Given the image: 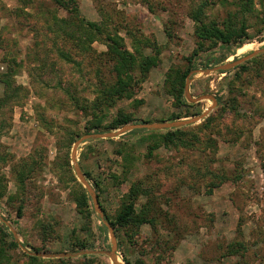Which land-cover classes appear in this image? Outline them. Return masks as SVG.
<instances>
[{"label": "rangeland", "instance_id": "rangeland-1", "mask_svg": "<svg viewBox=\"0 0 264 264\" xmlns=\"http://www.w3.org/2000/svg\"><path fill=\"white\" fill-rule=\"evenodd\" d=\"M1 1L7 6V10H0V28L7 25L8 32H5L4 47L0 48V71L7 69L6 62L3 63L2 61L5 59L8 47L13 45V56L19 61L23 60V65L19 67L16 79L19 84L26 87L24 96L15 99L14 108L12 110L5 108L0 117L3 132V135L0 136L1 152L5 151L4 153H7L8 156L6 163L0 161V178L7 188L6 196L0 199V220L9 227L8 230L14 234L19 243L18 247L9 250L11 261L8 264H27L29 259L25 253L35 254L37 252L32 249V246L37 247L44 244L40 235L42 232L41 223L48 221L54 224L56 232L50 233L51 241L46 242L45 250L38 252L64 253L110 250L112 244L109 228L107 227L108 231L106 232H102L100 229L103 224L102 216L96 209L88 188L80 181L75 165L78 164L83 173L85 169L92 172V177L86 176V179L95 191L97 202L105 216L102 207L113 214L120 205L121 197L128 190L131 182L145 177L146 174L154 172V170L158 171L165 181V188L171 185L173 179L175 180V174L169 167L176 162L175 157L180 158L181 154L177 153L176 150H169L162 146L155 151L154 158L152 157L151 160L146 158L147 142L142 141V136H146L150 131L165 130H148L145 128H137L114 138L88 140L77 148L75 158L73 151L76 141L70 149L69 147L59 148V141H64V144L70 141L65 131L66 128L77 130L78 123H75L76 120L80 122L82 127L83 117L68 105L60 106L64 95L56 83L67 71V79H73V82L82 92L86 85L80 81L79 76L75 75L73 71L71 72L70 65L62 62L56 74L45 73L42 78H39L34 71L32 73L28 68L27 53L33 45V33L30 31V26H27L28 21L23 15L18 16L14 12L15 8L20 6L19 1ZM78 1L82 15L87 19L99 21L101 20L99 10L102 7H115L124 13L130 24L134 21V23H138L139 20L142 25V32L165 46L161 54V62L152 68L136 95V98L143 100V103L139 108H136L133 106L132 100H127L122 101L119 107L134 111L136 118L140 119L138 123H149L143 122V119L173 121L168 120V118L173 113L180 112V109L174 105L173 98L166 93V75L171 66L184 65L186 63L185 57L190 56L197 48L194 22L188 15H185L187 13L185 5L182 4L176 8L177 12L180 13L179 24L174 28L177 40L170 42L164 31L165 21L170 14L158 4L155 5L156 11L152 13L143 0ZM152 1L154 2V0ZM163 1L166 2V0ZM231 1L212 0V5L207 9L208 17H224L228 9H235ZM255 1L258 4L259 0ZM257 6L259 7V5ZM26 10L32 14L35 13L31 8ZM59 13L60 15L65 14L64 10H59ZM249 33L250 37L241 46L219 45L213 50L200 53L196 57V69L187 78V80L190 78L188 92L191 100L187 99L186 95L185 98L190 103H197L194 109L200 110V113L180 119L191 118L213 108L209 112L210 114L219 105L224 104L228 96L227 80L234 75L235 71L232 72V70L236 66L229 70H215L208 74H206V70L224 62L242 58L257 49H261V51L256 55L264 53V33H257L254 27L249 29ZM120 35L125 37L124 39L130 46L129 35L124 30L120 32ZM247 44H251V46L241 51L242 47ZM94 46L98 50L106 49L101 42H95ZM10 59L6 58L8 64L14 65V61ZM248 78L249 81L245 82V92L240 96L239 119L231 113L225 114L223 119L226 124H234V120H236L237 126L243 129V136L236 143L220 140L219 160L214 165L215 168L224 166L227 170L232 171V174L237 172L236 170H241L238 173L241 172L242 179L236 183L225 182L215 188L212 193L206 192L205 188L201 190L200 187L190 189L186 185L182 186L179 197L175 199L180 200V203L176 204L177 201H174L172 211H177L175 213L180 217L179 226L184 232V237L180 239L174 249H168L162 241H156L158 240L157 234H154L150 228L144 227L138 239V251L147 264H229V260L215 259V256L218 255L215 244L234 239L237 236V227L242 217L244 218L242 225L244 236L249 240L252 229L258 226V221L264 218V69L258 74L252 72ZM37 79L40 82L34 81ZM48 79L52 82L50 83L51 86L45 81ZM85 93L86 91H84ZM87 93L89 97L93 96L88 91ZM3 94L4 84L0 82V96ZM211 96L217 99L216 106L214 100L210 98ZM200 97L203 99L194 100ZM89 143L94 145L95 153H89L87 159L82 161L81 153ZM123 146L125 151L129 150L139 159L134 162L128 179L120 184H115L111 175H120L123 169V157L115 150ZM190 157L193 158V156ZM34 158L41 159V164L34 170L35 173H32V179L27 180V191L25 193L20 192L19 188L21 189V187L18 185L14 168L21 160L30 161ZM96 181L105 187L103 193L96 190ZM75 183H80L87 189L91 197L90 202L95 209L92 223V229L96 233V239L92 244L94 247L84 250H70L69 246L72 230L75 229L80 238H85L90 233L81 229L87 220L78 213L77 205L70 193L76 189ZM15 193L20 194V197L24 199L26 211L21 218L16 217L14 209L21 200L8 201V197ZM211 213L214 220L208 221L206 217ZM194 218H196V222ZM166 235L169 238L172 237V233ZM84 255L86 254L55 258L39 257L44 259L74 258L75 261L80 259L83 261ZM87 255L96 256V259L92 261L93 264H113L112 259L105 253ZM118 256L119 260L124 262L120 250ZM81 263L89 264L88 262Z\"/></svg>", "mask_w": 264, "mask_h": 264}, {"label": "trees", "instance_id": "trees-1", "mask_svg": "<svg viewBox=\"0 0 264 264\" xmlns=\"http://www.w3.org/2000/svg\"><path fill=\"white\" fill-rule=\"evenodd\" d=\"M17 1L20 6L15 8L14 12L18 16L25 17L28 21L27 26H30V31L33 33V45L27 53L29 70L42 78L45 73H58V67L62 62L70 65L71 72L79 76L80 81L86 85L84 94L73 79H67V71L56 83L64 95L60 106L68 105L83 117L82 127L76 120L77 130L66 128L65 131L70 141L65 144L64 141H59V148L69 147L70 149L72 144L84 134L108 132L140 121L136 118L134 111L119 107V104L122 101L132 100L133 106L139 108L143 103V100L136 98V95L152 68L161 62V54L165 46L146 36L142 32L139 20L138 23L134 21L130 24L122 11L115 7H102L99 10L101 20L93 21L82 15L78 0ZM211 1L166 0L162 2V0H154L153 2L143 0L152 13L156 11V4L169 12L164 31L170 42L177 40L174 29L180 19L177 7L184 4L187 9L185 15H188L194 22L197 48L190 56L185 57L184 65L171 66L166 75V93L173 98L174 105L180 109V112L173 113L168 120H178L200 113V110L194 109L197 103H190L185 98L187 78L196 69L195 59L200 53L213 50L219 45H243L250 37L251 27H254L259 34L264 33V0H259L258 4L255 0H232L231 4L235 6V9H228L222 18L208 17L207 9L212 5ZM27 8L33 9L35 13L28 12ZM0 10H7V6L1 0ZM59 10H64L65 14L60 15ZM122 30L129 35L130 46L124 39L125 37L120 35ZM5 32H8L7 25L0 28V48L4 47ZM95 42L103 43L106 49L98 50L94 46ZM11 43L14 44L12 41ZM12 47L13 45L8 47L5 59L2 61L6 62L7 69L0 71V82L4 84V94L0 96V117L5 108L12 110L16 103L15 99L23 97L26 92V87L19 84L16 79L23 60L19 61L13 56ZM6 58H11L14 65L8 64ZM262 69H264V53L237 65L232 70V72L235 71L234 75L227 80L228 96L224 104L219 105L200 123L165 131H150L146 136H142V141L147 142L146 158L151 160L155 151L162 146L169 150H176L181 157L176 156V162L169 167L175 174V180L173 179L171 185L165 188V181L160 173L154 170L145 177L131 182L113 214L102 207L105 211V219L114 228L119 250L126 264H147L138 251V239L144 227L150 228L154 234H157L158 240L156 241H162L168 249H174L184 237V232L179 226L180 217L175 213L177 211H172L173 202L180 203V200L175 199L179 197L182 186L186 185L190 189L200 187L201 190L205 188L206 192L212 193L215 188L225 182L236 183L242 179L241 172L238 173L241 170H236L237 172L232 174V171L227 170L226 167L215 168L214 165L219 160L218 152L221 144L219 141L236 143L243 136V129L237 126V121L234 120V124H226L223 120L224 115L231 113L236 118L239 117L240 96L245 92V82L249 81L248 77L252 72L258 74ZM49 80L45 81L51 86L52 82ZM34 81L40 82L39 79ZM87 91L93 96L89 97ZM159 120L164 121L165 119H143L142 121ZM1 123L0 121V136L3 135ZM1 150L0 144V161L6 163L7 153H4L5 151L2 153ZM94 151V145L87 144L81 153L82 161ZM115 151L123 157V169L120 175L112 174L111 177L115 184H120L128 179L134 162L139 158L129 150L125 151L124 146ZM40 164L41 159L35 158L30 161L24 159L16 164L14 172L19 182L18 185L21 187L20 192L27 191L26 182L32 179V173H35L34 170ZM84 174L88 178L92 177L89 169H85ZM75 184L76 189L70 193L77 205L78 213L87 220L81 229L90 233L85 238H80L76 230H72L69 246L70 250H84L94 247L92 244L96 239V233L92 229V223L95 209L92 207L87 189L80 183ZM95 186L96 190L101 193L105 191V187L98 181L95 182ZM6 190L0 178V199L6 196ZM15 199L21 200L14 208L16 217L21 218L26 211L24 199L16 193L8 197V201ZM206 218L208 221L214 220L212 213ZM194 219L196 222V218ZM102 220L103 224L100 229L106 232L108 228L103 218ZM258 222V226L250 233L251 238L247 240L242 228L244 223L242 217L237 227V236L230 241L215 244L218 254L215 259L229 260V264H264V218ZM8 229L9 227L0 220V264H8L11 261L9 250L19 246L18 240ZM41 230L40 235L44 244L37 247L32 246L35 252L45 250L46 242L51 241L50 233L56 232L54 224L49 221L41 223ZM171 233L172 237H167L166 234ZM25 256L29 259L27 264H77L78 262L79 264H82L81 262L93 264L92 261L96 259L95 255L87 254L83 256V261L81 259L75 261L74 258L44 259L32 253H25Z\"/></svg>", "mask_w": 264, "mask_h": 264}, {"label": "water", "instance_id": "water-1", "mask_svg": "<svg viewBox=\"0 0 264 264\" xmlns=\"http://www.w3.org/2000/svg\"><path fill=\"white\" fill-rule=\"evenodd\" d=\"M259 51H261V49L254 50L252 53H250L246 56H243L242 58H239L237 60L224 62L218 66L210 68V69L206 70V74H208L209 72L215 71V70H224L225 71V70H229L231 68H234L235 66H237L241 62L255 56ZM189 81H190V78L187 80V83H186L185 95H186L187 99L191 100L190 94L188 92ZM210 98L212 100H214L215 106H216L217 99L214 96H211ZM201 99H203V97H200V98H197L194 100L199 101ZM212 109L213 108H209L197 116H193L191 118H186V119H178V120H173V121H159V122H149V123L128 124V125L121 127L120 129H118L116 131H109V132H102V133L95 132V133H90V134H84L83 136H81L78 139V141L75 142L73 157L75 158V151L77 150V148L81 144H83L84 142H86L88 140L98 139V138H114V137L120 136V135H122L128 131H131V130L137 129V128H145L148 130H168V129H172V128H178V127L186 126L189 124L197 123V122L203 120L209 114V112ZM75 169H76V172H77V175H78L80 181L88 188V191L92 195L93 200L95 202L96 209L98 210V212L100 213V215L104 219L105 224L109 228L110 237H111V244H112L111 248H110V250H90V251L85 250L82 252H64V253L37 252L35 254L38 256H42V257L55 258V257H62V256H77V255H81V254L105 253L112 259L113 264H126L125 262H122L121 260H119V256H118L119 246H118V240H117L114 228L105 219L104 213H103L102 209L100 208V206L97 202V197H96L95 191L91 188L89 182L86 179V176H84V173L81 171L80 166L78 164L75 165Z\"/></svg>", "mask_w": 264, "mask_h": 264}, {"label": "bare ground", "instance_id": "bare-ground-1", "mask_svg": "<svg viewBox=\"0 0 264 264\" xmlns=\"http://www.w3.org/2000/svg\"><path fill=\"white\" fill-rule=\"evenodd\" d=\"M251 44H247L246 46L242 47L241 51H244L246 47H250Z\"/></svg>", "mask_w": 264, "mask_h": 264}]
</instances>
